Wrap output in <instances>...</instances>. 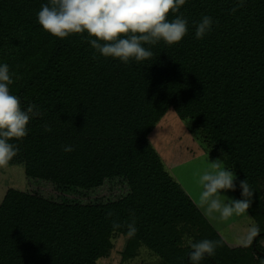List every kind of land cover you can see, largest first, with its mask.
<instances>
[{
	"label": "trees",
	"instance_id": "1",
	"mask_svg": "<svg viewBox=\"0 0 264 264\" xmlns=\"http://www.w3.org/2000/svg\"><path fill=\"white\" fill-rule=\"evenodd\" d=\"M169 109L235 173L245 246L150 142ZM0 155L63 190L128 189L82 203L9 188L0 264H99L120 237L121 264L144 248L159 264H264V0H0Z\"/></svg>",
	"mask_w": 264,
	"mask_h": 264
},
{
	"label": "rangeland",
	"instance_id": "2",
	"mask_svg": "<svg viewBox=\"0 0 264 264\" xmlns=\"http://www.w3.org/2000/svg\"><path fill=\"white\" fill-rule=\"evenodd\" d=\"M149 140L168 171L198 203L225 242L231 248L245 246L249 234H254L255 225L229 186L235 173L217 163L188 121L169 109L149 134ZM9 188L27 190L57 201L82 203L113 200L128 190L126 184L119 180L106 181L103 186L89 191L63 190L53 183L28 177L22 164H10L5 156L0 155V203ZM117 242L113 256L101 258L99 264H121L119 251L126 244V237H120ZM260 244L264 246V240ZM141 251V257L123 264H159L158 258L150 255L146 248Z\"/></svg>",
	"mask_w": 264,
	"mask_h": 264
},
{
	"label": "water",
	"instance_id": "3",
	"mask_svg": "<svg viewBox=\"0 0 264 264\" xmlns=\"http://www.w3.org/2000/svg\"><path fill=\"white\" fill-rule=\"evenodd\" d=\"M253 246H254V248H256L255 242H253ZM188 260H189V257H188ZM214 263L217 264L216 262H214ZM188 264H190V262H188Z\"/></svg>",
	"mask_w": 264,
	"mask_h": 264
},
{
	"label": "crops",
	"instance_id": "4",
	"mask_svg": "<svg viewBox=\"0 0 264 264\" xmlns=\"http://www.w3.org/2000/svg\"><path fill=\"white\" fill-rule=\"evenodd\" d=\"M251 236H252V234H249V238H250ZM249 238H248V239H249Z\"/></svg>",
	"mask_w": 264,
	"mask_h": 264
}]
</instances>
